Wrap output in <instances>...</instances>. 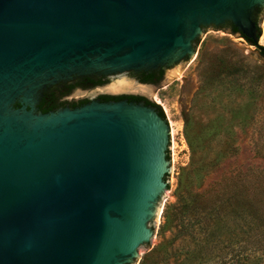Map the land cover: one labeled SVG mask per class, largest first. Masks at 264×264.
Listing matches in <instances>:
<instances>
[{"label":"water","instance_id":"1","mask_svg":"<svg viewBox=\"0 0 264 264\" xmlns=\"http://www.w3.org/2000/svg\"><path fill=\"white\" fill-rule=\"evenodd\" d=\"M263 8L264 0H0V264L136 262L166 185V119L142 101L47 112L37 104L75 76L183 65L203 27L233 25L258 44Z\"/></svg>","mask_w":264,"mask_h":264},{"label":"rangeland","instance_id":"2","mask_svg":"<svg viewBox=\"0 0 264 264\" xmlns=\"http://www.w3.org/2000/svg\"><path fill=\"white\" fill-rule=\"evenodd\" d=\"M257 23L258 45L264 46V8ZM184 61L163 69L158 88L127 79L126 72L97 86L132 81L130 88L116 90H142L169 127L166 185L150 222L153 233L133 264H264V244L254 240L264 241V218L247 203L232 201L213 214L208 234L195 218L230 194L222 180L227 169L229 174L259 164L261 172L251 169L250 189L264 174V56L241 35L207 26Z\"/></svg>","mask_w":264,"mask_h":264},{"label":"trees","instance_id":"3","mask_svg":"<svg viewBox=\"0 0 264 264\" xmlns=\"http://www.w3.org/2000/svg\"><path fill=\"white\" fill-rule=\"evenodd\" d=\"M231 32L235 33L236 29L233 25H230ZM244 37L243 35H241ZM248 42H250L246 37H244ZM251 43V42H250ZM258 47L262 56H264V46L258 45L257 43H251ZM148 105L155 106L159 112V114L165 118V115L162 109L156 103L152 101L145 102ZM18 105L17 103L15 104ZM62 106V105H61ZM59 100L56 99L55 92L53 90H49L47 93L45 92L44 98L39 104V110L42 112H47L49 110H56L57 108L61 107ZM255 168V170L262 171L263 168H260L259 164H250L245 166L244 168L238 167L235 173L230 171L229 174L227 169V173L224 174L222 180L224 181V187L226 191H229L230 194L227 197L221 198L218 202V205H215L214 208H211L206 211H198L195 213V218L198 220L199 224L204 228V232L208 234L207 231V221L213 217V214L217 213L220 209L225 208L226 204H230V202H245L248 206L252 209L254 208L255 211L264 218V174L262 176L257 177L259 179L258 183L254 179L255 183L252 181V188L250 189V173L251 169ZM231 184V185H230ZM230 185V186H228ZM257 186V187H255ZM200 209V207H199ZM264 222V219H263ZM264 238V236H263ZM257 241V244L261 246L264 244V241L260 238L254 239ZM254 241V242H256ZM264 248V245H263ZM243 249L238 247V252L242 251ZM139 264H153L151 261H140Z\"/></svg>","mask_w":264,"mask_h":264},{"label":"flooded vegetation","instance_id":"4","mask_svg":"<svg viewBox=\"0 0 264 264\" xmlns=\"http://www.w3.org/2000/svg\"><path fill=\"white\" fill-rule=\"evenodd\" d=\"M230 27L229 24L226 28ZM163 68H158L151 71H128L126 72L127 79H133L136 83H141L144 85H151L153 88H158V85L163 78ZM117 75H102V74H91L83 76H75L68 82H62L56 86V94H60V106L61 107H76L83 105L90 101H117V100H127L132 102H146L150 101L142 90H138V93H131L127 91H117L116 89L123 90L130 88L133 83L128 80L126 81V86H121L113 88L107 86L106 88H97L98 85L105 84L110 80L115 79ZM143 87V86H141ZM90 88L83 94L75 95L76 91L82 92ZM91 88H94L93 90ZM55 90V89H54ZM48 92V91H47ZM46 92V93H47ZM45 95V93H44ZM41 97L37 104V109L39 110V104L44 98ZM41 111V110H40Z\"/></svg>","mask_w":264,"mask_h":264},{"label":"bare ground","instance_id":"5","mask_svg":"<svg viewBox=\"0 0 264 264\" xmlns=\"http://www.w3.org/2000/svg\"><path fill=\"white\" fill-rule=\"evenodd\" d=\"M263 37H264V32L262 33L261 38H263ZM124 84H125V81L121 79V80L114 81L112 83V86H124Z\"/></svg>","mask_w":264,"mask_h":264}]
</instances>
